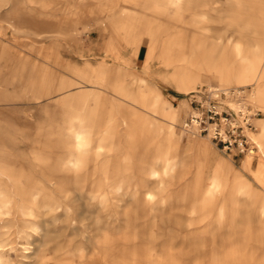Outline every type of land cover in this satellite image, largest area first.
Returning <instances> with one entry per match:
<instances>
[{"label":"bare ground","instance_id":"1","mask_svg":"<svg viewBox=\"0 0 264 264\" xmlns=\"http://www.w3.org/2000/svg\"><path fill=\"white\" fill-rule=\"evenodd\" d=\"M217 1L222 5L236 7L240 15L223 13L224 8L213 6ZM4 3L11 9L22 2L4 0ZM136 5L139 8L122 7L119 10L120 18H125L126 21L121 20L115 24L136 26L134 22L151 24L159 20L171 25L182 22L196 24L204 21H227L244 40L233 46L223 40L218 43L215 39L219 38L222 32L210 29L211 37L190 41L174 61L178 62L173 65L175 85L187 92L194 90L198 84L206 82L210 85L209 81H216L219 85L238 89L252 77L256 87L250 89L247 98L254 107L264 110V19L245 18L242 15L250 6L264 10V0H136ZM243 19L249 24L240 29L236 23ZM95 20L106 24L111 18L96 17ZM258 34L263 35V40L256 38ZM233 57H240V60L234 62ZM102 63L104 64V61ZM125 64L128 65L129 62ZM104 66L106 67L95 73L100 82L106 81V74L112 72L111 67L114 65ZM127 74L131 76L132 87L125 86L123 96L115 94L111 97L116 104L124 107L118 111L119 119L116 125H102L104 123L98 111L94 112L87 106L83 107L84 113L79 119L81 122H74V125L83 128L85 135L80 143L84 140L83 144L92 157L89 163L95 167L88 166L86 172L79 174L78 171L84 168L81 165L76 166L71 153L54 158L31 150L15 155L0 153V264H44L48 243L55 249L60 248L61 244L74 247L86 258L87 263L92 259L89 252L91 254L94 250L95 264H171L177 261L198 264L205 259L198 249L199 246L212 244H215L216 248L210 249L213 257L211 261L227 264H264V218H255L258 222L254 230L249 232L246 229V219L251 220V217H245L244 221L239 216H232L227 230L219 234L220 238L216 240L214 237L221 225V217L218 222L205 221L209 205L217 203L218 197L225 196L223 174L226 170L223 165L226 163L218 157L209 156L210 146L200 139L204 137L186 134L182 128V133L176 131L174 124L180 118V109L166 101L160 91H154L145 107L135 104L145 98L146 89L152 88H143L140 85L144 78L139 79L135 68H130ZM91 87L98 89V86ZM114 88L120 92L117 85ZM184 106L186 109L187 102ZM155 113H159L163 121H158ZM142 120L147 121L149 128L141 129L142 139L139 140ZM256 124L258 132L251 133L256 150L244 155L241 164L242 168L264 184V117L257 119ZM80 133L79 130L71 132L64 139L68 143L65 147L74 148L75 139L82 138ZM113 152H117V155ZM187 152L195 158L198 174L195 176L197 189L191 195L193 200L185 209L197 217H173L185 227V236L189 235V238L181 240L183 244L186 243L180 249L181 256H175L171 245L163 244L153 234H147L150 249L141 243L137 245L136 231L126 235L132 244L119 251L118 247H114V239L109 235V230L116 228L115 220L111 219L113 213L122 215L123 218L119 217L123 224L127 225L137 220L141 207L150 213L152 222L157 215L160 216L161 223L169 220L171 217L163 213L168 197L165 192L166 184L171 178H182L181 174H173V170L192 162L193 158L189 161L183 157ZM253 156L257 157L254 167ZM77 160L80 161L79 158ZM217 160L221 161L222 165ZM159 170L163 175L156 180L151 179ZM96 171L100 178L94 175ZM149 187L158 191L157 198H154L155 193L151 189H146ZM246 187L249 186L241 184L236 190L242 192ZM109 201L113 202L114 206L111 211L107 210L105 213L103 210ZM127 205L131 206L128 211L125 210ZM217 209L222 214L224 207L221 204ZM230 210L238 211L235 208ZM260 213H264V206ZM103 217L105 218L102 220ZM74 220L79 223L88 220L87 228H90L91 235L82 238L80 229L71 227ZM152 225L153 223H150V227ZM134 228L137 229L136 224ZM234 230H237L238 237L234 236ZM62 236L64 238L60 240ZM248 240L250 244H247ZM62 241L64 243H61ZM153 250L155 253H152Z\"/></svg>","mask_w":264,"mask_h":264},{"label":"rangeland","instance_id":"2","mask_svg":"<svg viewBox=\"0 0 264 264\" xmlns=\"http://www.w3.org/2000/svg\"><path fill=\"white\" fill-rule=\"evenodd\" d=\"M20 1L22 3L8 9L4 5V0H0V153L15 155L23 152L28 153L31 150L39 154H47L52 158L64 153H71V158L76 162V166L81 165L84 168V170L78 171L79 174L86 172L88 166H95L89 163L92 161V157L83 144L84 140L83 143H80L85 135L82 132L83 128L74 125V122H81L79 119L84 113L83 107L87 106L94 112L98 111L100 119L104 123L102 125H116L119 119L118 111L124 107L116 104L111 97L115 94L123 96L124 87H132L131 76L127 74L130 68H135L139 79L144 78L143 82H140L143 88L145 86L152 88L144 91L145 98L141 99L145 100L144 102L139 100L135 104L145 107L154 91H160L166 101L180 109V120L178 119L174 126L178 133H182L181 125L190 110L187 93L193 89L184 92L175 85L173 65L178 62L174 63V61L183 53L190 41L211 37L210 29L222 32L221 36L215 39L218 43L223 40L231 44L229 46H233L238 41L244 40L239 36V33L234 31L233 27L228 25L227 21L223 20L214 23L204 21L196 24L182 22L176 25L160 22V20L151 24L134 22L136 26L115 24L122 20L119 11L122 7L139 8L137 5L135 6L136 0ZM213 6L224 8L223 13L240 15L236 7L231 5H222L217 1ZM242 15L245 18L261 17L264 19V10L250 6L243 11ZM188 16L187 13V19ZM96 17H110L111 20H109L110 23L107 20L105 24L97 22ZM10 21L11 23H9ZM122 21H126V19L123 18ZM248 24L246 19L236 23L240 29L245 28ZM258 28L262 30L261 27ZM259 35H256V38L263 40V35ZM216 55L218 56L219 53ZM233 60L237 62L240 57ZM126 62L129 64L126 65ZM104 65L114 66L111 67L112 72L106 74V81L100 82L95 73L106 67ZM119 67L122 68V71ZM252 79L250 77L240 87H248L250 92V89L256 87ZM209 82L210 85H217L225 90L234 88L219 85L216 81ZM204 84L207 83L196 85L194 90ZM250 84L253 85L250 86ZM91 85L98 86V89ZM115 85L120 88L121 93L114 88ZM185 102L188 104L186 109ZM248 103L252 105L249 100ZM260 109L261 114L255 119L257 127L255 133L258 132L256 120L264 117V110ZM155 114L158 121H163L159 113ZM69 117L70 119H68ZM70 124L71 127H69ZM140 124L139 140L142 139L141 129L149 128V124L145 120H142ZM75 130L81 131L82 138L75 139L74 148L65 147L68 143L64 139ZM185 137L188 138L187 135ZM200 139L206 141L210 146L209 156L211 158L218 157L226 163L223 165L226 170L223 174L225 196L218 197L217 203L209 205L208 217L205 219L209 222L214 220L218 222L221 217V225L214 239L220 238L219 234L223 233L225 229L227 230L226 227L232 216H239L242 220L245 217H251V220L246 219V224H248L246 229L252 232L258 222L255 218H264V213H260V209L264 206V184L242 168L241 160L245 156H230L213 145L206 137ZM113 154L117 155V152H113ZM183 157L189 161L192 158L194 160L192 159V162L184 167L174 169V173H172L181 174L182 178H171L166 184L165 192L168 197L163 213L171 217L169 220L161 223L160 216L157 215L152 222L150 213L141 206L138 218L132 224H123L121 219L123 216L113 213L111 219L115 220L116 228L110 229L109 235L114 239V247H118L119 251L132 244L126 235H130L131 231H136L135 242L137 245L141 243L150 249L151 244L147 242V234H153L163 244H170L175 256H181L180 249L186 244H183L181 240L189 238V235L185 236L183 233L185 227L176 222L173 217L179 216L183 219L197 217L196 214L186 211L185 208H188L193 200L191 195L197 189L195 176L198 174L196 171L198 167L193 155L187 152ZM78 158L80 161L77 160ZM217 161L222 165L221 161ZM256 163L257 157L253 156L252 167L256 166ZM92 170L96 169L92 168ZM94 175L100 178L97 171ZM162 175L159 170L151 179L156 180ZM241 184L249 187L238 192L236 187ZM136 188L141 189L140 186H136ZM146 189H151L155 193L154 198H157V190L152 187ZM121 190L122 188H120ZM221 204L224 207L222 214L217 209ZM113 206V202L109 201L103 211L107 213V210L111 211ZM126 207L125 210L128 211L131 206L127 205ZM231 208L238 211H231ZM118 209L120 210V208ZM69 211L71 212L70 209ZM88 223V220L81 223L74 220L71 227L79 228V234L84 238L92 233L90 228H87ZM150 223H153L151 227ZM134 224L137 225V229L134 228ZM145 227H147V231H145ZM233 234L238 237L237 230H234ZM62 238L64 237H60V240ZM63 241L61 243H64ZM247 244H250V240ZM211 247L216 248V245L199 246L198 249L205 259H202L198 264H227L222 261H211L213 258ZM46 248L44 264H95L96 262L94 250L91 254L89 252L92 259L87 263L86 258L72 246L61 244L60 248L55 249L48 243ZM83 251L86 252V250ZM162 252L164 255L166 254L164 251ZM152 253L155 251L153 250ZM171 264L184 263L177 261Z\"/></svg>","mask_w":264,"mask_h":264},{"label":"built area","instance_id":"3","mask_svg":"<svg viewBox=\"0 0 264 264\" xmlns=\"http://www.w3.org/2000/svg\"><path fill=\"white\" fill-rule=\"evenodd\" d=\"M248 87L224 90L204 84L189 93L190 110L181 126L189 135L207 137L228 155L253 153L251 133L261 111L248 103ZM236 103V104H232Z\"/></svg>","mask_w":264,"mask_h":264}]
</instances>
